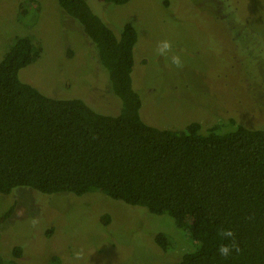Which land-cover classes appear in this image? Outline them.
I'll return each instance as SVG.
<instances>
[{
    "label": "rangeland",
    "instance_id": "1",
    "mask_svg": "<svg viewBox=\"0 0 264 264\" xmlns=\"http://www.w3.org/2000/svg\"><path fill=\"white\" fill-rule=\"evenodd\" d=\"M88 3L117 29L130 22L137 31L131 76L146 123L178 129L234 118L264 127V0ZM22 35L39 48L20 69L22 81L52 96L79 97L99 113L119 109L105 69L77 25L63 20L57 0H0V58ZM162 40L173 45L168 57L156 55ZM172 54L182 68L171 64ZM10 207L0 224V258L18 264H165L194 247L168 215L100 191L75 196L15 187L0 193V215ZM156 233L166 237L165 251L153 242Z\"/></svg>",
    "mask_w": 264,
    "mask_h": 264
},
{
    "label": "trees",
    "instance_id": "2",
    "mask_svg": "<svg viewBox=\"0 0 264 264\" xmlns=\"http://www.w3.org/2000/svg\"><path fill=\"white\" fill-rule=\"evenodd\" d=\"M57 4L105 69L119 109L99 113L79 97L52 96L22 81L20 69L39 48L27 35L16 37L0 58V193L15 187L75 196L100 191L168 215L194 241L165 264H264V127L248 128L234 118L207 127L189 121L178 129L146 123L131 76L134 26L124 22L117 29L88 0ZM11 212L0 215V224ZM223 229L233 231L240 248L228 258L217 252L231 242L222 238ZM153 242L169 248L162 233ZM12 254L18 257L20 248ZM0 264L18 263L0 258Z\"/></svg>",
    "mask_w": 264,
    "mask_h": 264
},
{
    "label": "clouds",
    "instance_id": "3",
    "mask_svg": "<svg viewBox=\"0 0 264 264\" xmlns=\"http://www.w3.org/2000/svg\"><path fill=\"white\" fill-rule=\"evenodd\" d=\"M173 52V45L168 40H162L157 43L156 46V55L162 57H168L170 53ZM171 64L176 68H182L183 62L180 55L172 54L170 56ZM221 236L224 239H229L231 242L229 244H220L217 247V252L221 257L228 258L235 251L236 253L240 252V248L235 240V236L232 230L223 229L221 230Z\"/></svg>",
    "mask_w": 264,
    "mask_h": 264
}]
</instances>
